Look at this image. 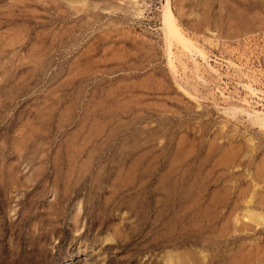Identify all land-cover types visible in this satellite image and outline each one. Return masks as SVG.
I'll return each mask as SVG.
<instances>
[{
  "label": "rangeland",
  "instance_id": "374dc122",
  "mask_svg": "<svg viewBox=\"0 0 264 264\" xmlns=\"http://www.w3.org/2000/svg\"><path fill=\"white\" fill-rule=\"evenodd\" d=\"M261 119L264 0H0V264H264Z\"/></svg>",
  "mask_w": 264,
  "mask_h": 264
},
{
  "label": "bare ground",
  "instance_id": "6f19581e",
  "mask_svg": "<svg viewBox=\"0 0 264 264\" xmlns=\"http://www.w3.org/2000/svg\"><path fill=\"white\" fill-rule=\"evenodd\" d=\"M86 6V5H85ZM165 8V7H164ZM142 13V12H141ZM163 20H162V31L164 33V37H165V41H166V45H167V51H168V58L170 60V64L173 68V70L176 71L177 67H176V62L178 60L179 57V52L183 53V54H190L191 56H193L195 58V56H199L202 57L203 60H206V54L204 53V51L198 46V44L194 41V39H192L187 33L186 31L182 28V26L180 25L175 13L173 12V10L169 7L166 6V8L163 11ZM200 45V44H199ZM167 53V52H166ZM186 55V56H187ZM190 57V56H189ZM233 65V64H232ZM197 67V66H196ZM174 72V71H173ZM177 73V72H176ZM248 89L253 93L256 94V91L251 87L248 86ZM259 125L261 127H264V121L261 119L259 121ZM256 126V125H255ZM263 129V128H262ZM230 139V138H229ZM237 142V141H236ZM233 147V146H232ZM231 147V149H232ZM236 148V147H234ZM242 148V147H241ZM227 149V148H226ZM222 150V149H220ZM237 151V149H234ZM233 150V151H234ZM255 150V148H254ZM256 151V150H255ZM241 152V151H239ZM228 153H230L228 151ZM232 153V152H231ZM230 153V154H231ZM233 153H237V152H233ZM249 153V152H247ZM251 153V152H250ZM240 154V153H239ZM238 154V155H239ZM229 155V154H227ZM253 155V153H252ZM233 156V155H232ZM236 156V154H235ZM228 157V156H227ZM231 158V157H230ZM237 158V157H236ZM224 160V159H223ZM229 160V159H228ZM231 160V159H230ZM235 160V159H233ZM218 161V160H217ZM225 161V160H224ZM229 162V161H228ZM234 162V161H233ZM222 163V162H221ZM220 163V164H221ZM231 163V162H230ZM229 163V164H230ZM218 166H221V165ZM227 163H225L226 165ZM260 169V168H259ZM221 173V172H220ZM217 179V178H216ZM231 181V180H230ZM249 189V188H248ZM246 190V189H245ZM248 191V190H246ZM249 191H251L249 189ZM245 192V191H244ZM245 195V194H244ZM248 196V195H247ZM253 198L254 196H252L250 204L253 202ZM224 200V199H223ZM222 204V203H220ZM219 205V204H218ZM205 206V205H204ZM260 207V206H259ZM244 214V213H243ZM263 215V214H262ZM260 214H254L249 212L248 213V218L252 223L258 224V226L260 225L259 223H264V216H262ZM243 216V215H242ZM242 220V219H241ZM194 253V252H193ZM187 254V253H186ZM190 255V254H189ZM187 257V255L185 256V258ZM170 258V257H169ZM173 258V257H171ZM179 258V256L177 257ZM184 258V257H183ZM189 259L187 260V264H192L196 262V258L194 257V255L192 254V256L190 255V257H188ZM169 260V259H168ZM175 260V258H174ZM173 259L169 260L171 264H174ZM183 261V260H182ZM205 261V260H204ZM178 262V261H177ZM180 262V261H179ZM176 263V262H175ZM182 263V262H181Z\"/></svg>",
  "mask_w": 264,
  "mask_h": 264
}]
</instances>
